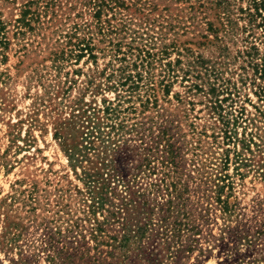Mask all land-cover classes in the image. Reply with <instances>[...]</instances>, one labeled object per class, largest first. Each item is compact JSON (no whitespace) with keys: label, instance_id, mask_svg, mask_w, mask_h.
Returning <instances> with one entry per match:
<instances>
[{"label":"rangeland","instance_id":"obj_1","mask_svg":"<svg viewBox=\"0 0 264 264\" xmlns=\"http://www.w3.org/2000/svg\"><path fill=\"white\" fill-rule=\"evenodd\" d=\"M23 1L0 0V18L6 25L0 35V264H53L54 259L56 264H88L76 252L66 257L64 244L75 241L67 240V224L57 222L66 218L63 211L69 208L74 221L83 216L77 192L85 190L82 167L72 166L59 132L63 123L72 121V114H78L71 106L79 99L100 108L103 98L117 104L118 94L128 101L122 102L128 128H153L157 135V128L165 125L173 128L176 138L185 135L193 145L200 139L199 159L193 165L192 151L185 155L188 178L183 177L191 190L195 218L190 220L193 231L183 234L182 246L191 249L177 253L173 264H264V169L259 170L264 167V101L258 91L264 88V78L256 73L264 54V27H258L262 24L258 15L264 17L258 8L261 0H160L172 11V29L165 42L176 44L164 62L182 63L169 95L164 96L161 77L149 85V93L158 100V108L149 110L142 105L147 90L143 84L131 95L107 89L103 79L101 94L93 92L89 81L111 63V48L105 44H97L96 62L88 53L79 61H66L60 58L66 50L63 35L52 33L47 25L21 30L15 21ZM196 85L202 87L196 90ZM227 124L234 137L230 142L224 139ZM251 135L262 137L254 142L263 154L260 158L258 152L246 153L243 163L237 164L234 152L241 150L239 140ZM144 140L143 145L134 144L148 148L151 138ZM225 150H231L225 174L232 191L224 192L234 211L231 217L209 197V163L215 156L221 167ZM127 156L125 151L120 154L119 166ZM205 159L207 203L202 207L198 201L205 189L199 184ZM90 163L82 165L91 168ZM157 175L148 181L158 180ZM153 198L157 204L168 199L165 191ZM159 240L144 239L142 252L121 264H149L141 258L157 264V254L161 264H170L168 253L157 251Z\"/></svg>","mask_w":264,"mask_h":264},{"label":"trees","instance_id":"obj_2","mask_svg":"<svg viewBox=\"0 0 264 264\" xmlns=\"http://www.w3.org/2000/svg\"><path fill=\"white\" fill-rule=\"evenodd\" d=\"M159 1L24 0L15 22L21 30L34 31L38 25H47L52 33L59 34L60 37L63 35L66 50L60 53V58L66 61H79L85 57L84 53H88L92 61L96 62L97 44H105L107 48H111V63L102 71H96L89 81L91 87L95 86L93 92L101 94L100 81L103 79H106L107 89L130 92L131 95L143 84L147 90L142 105L144 110H149L151 107L158 108L157 98L149 93L152 90L149 85L153 84L156 77H161L164 96L169 95L171 81L178 77L176 68L182 63L179 59L164 62L171 55L170 48L175 51L176 44L165 42L172 29V11ZM258 8L264 13V0H261ZM258 17L262 21L258 27H264V17ZM5 26L0 18V35ZM2 42L0 40L1 44ZM159 68L160 73H156ZM256 73L260 74L261 79L264 78V54ZM184 75H188L187 72ZM201 87L196 85L194 89L199 90ZM258 89L259 98L264 101V88ZM125 98L126 96L118 94L117 104L103 98L100 108L86 104L81 98L71 106L73 113L78 111V114H72V121H66L63 123L65 126L60 128L62 130L59 133L65 143L69 161L74 167L81 165L85 186L84 191L77 192L83 216L74 221L69 208L66 212L63 211L66 218L57 219V222L63 220L67 224V240L73 238L75 241L64 244L67 252L65 255L71 258L74 256L73 252H76L88 264H121L123 260L133 257L135 252H142V241L150 237L160 239L157 251L168 253V260L173 264L177 253L190 252L191 249H184L182 246L183 234L193 231L190 220L192 216L195 218L190 209L191 190L183 177L188 178L185 174V155L192 151L193 165L199 159L197 151L200 150V139L193 145L192 141H186L185 135L181 134L176 138L173 128L165 125L157 128V135L153 128H128L122 117L125 113L122 110H126L122 102H128ZM226 126L223 131L224 139L230 142L234 137L230 124ZM145 137L151 138L148 148L134 144L139 141L143 145ZM257 139V135H251L239 140L241 150L234 152L237 164L243 163L246 153L254 156L258 152L261 158L263 151L254 142ZM259 139L262 140V137ZM124 151L129 156L121 167L119 156ZM230 153L231 150H225L221 167L215 156L209 163V197L229 217L233 216L234 211L228 201L229 196L224 198V192L226 188L229 192L232 191V183L226 184L230 177L225 174ZM84 161L91 162V168L83 166ZM202 166L205 172L199 187L204 185L205 190L198 205L202 202L203 207L207 203V159ZM260 169L263 170L264 167ZM200 170L201 168L199 173ZM262 173L264 176V170ZM156 174L160 178L149 182ZM164 191L168 199L163 204H157L153 197ZM32 198L36 203V198ZM157 228L161 231L158 232ZM59 234L62 235L61 232ZM88 240L94 242V247H88ZM74 244L78 247H74ZM176 244L179 245L177 250L174 246ZM103 246L109 250H102ZM93 250L96 251L94 256L91 255ZM117 251L119 257L116 256ZM160 255L157 254L155 259L157 264L162 263ZM51 261L56 264L55 259ZM140 261L154 264L148 258H141Z\"/></svg>","mask_w":264,"mask_h":264}]
</instances>
